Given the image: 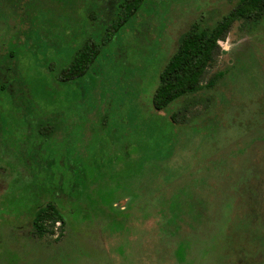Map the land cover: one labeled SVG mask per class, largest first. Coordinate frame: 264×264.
Here are the masks:
<instances>
[{
  "label": "rangeland",
  "instance_id": "374dc122",
  "mask_svg": "<svg viewBox=\"0 0 264 264\" xmlns=\"http://www.w3.org/2000/svg\"><path fill=\"white\" fill-rule=\"evenodd\" d=\"M51 2L0 21V264H264V19L232 25L202 89L169 107L175 123L153 105L162 69L192 24L213 26L238 0H145L69 81L118 4ZM49 202L67 226L50 219L37 237ZM102 202L120 215L151 204L152 216L117 233ZM189 241L185 262L168 258Z\"/></svg>",
  "mask_w": 264,
  "mask_h": 264
},
{
  "label": "trees",
  "instance_id": "16d2710c",
  "mask_svg": "<svg viewBox=\"0 0 264 264\" xmlns=\"http://www.w3.org/2000/svg\"><path fill=\"white\" fill-rule=\"evenodd\" d=\"M51 1V7H57L54 0ZM144 1L145 0H114V3L118 4V11L101 36L100 42H95L91 38L84 42L82 47L76 51L73 60L69 64L64 80L69 81L84 76L92 63H94L96 58L100 55L101 47L107 45L112 40L113 35L123 27L130 18L136 15ZM17 2L22 5V8H24V6L25 8L28 6L30 7L25 12H20L18 9L15 11L12 9L11 5H15ZM32 3L33 0H0V13L4 11V14H9L7 17H2L1 14L0 21L7 22L9 18H13L15 21L18 19L20 21L22 18H26V16L30 15L29 10L31 9ZM263 19L264 0H238L228 13L224 14L213 26H201L199 22L192 24L189 29L181 35L175 52L170 55L166 65L162 69L159 83L153 91V105L155 109L159 112H167L166 114H168L170 119L176 123L177 117L174 112H170L169 107L174 105L179 99L195 94L202 89L201 85L207 73V69L220 51L219 42L226 40L232 25L238 20L259 23ZM220 76L221 74L214 76L206 83L205 87H214L216 80H218ZM211 122L207 127H211ZM213 123L218 124L216 122ZM219 127L223 128L222 125H219ZM155 196L156 198H158V196L161 198L159 193H156ZM158 202L159 201H157V204ZM106 203L102 202V205L97 207L99 209L98 216H103L105 214L106 218L109 219L105 222H110V224L114 225L117 229H115L117 233H124L123 230L127 226L136 228L133 224L134 221L140 222V220L151 219L152 216V214H147V211L153 210L151 204L148 206L149 209L146 208L137 213L131 212V214L120 215L110 208L108 202ZM155 211L157 215H162L159 205L155 207ZM100 218L102 217H99V219ZM50 219L55 223L56 221H62L63 224L66 223L65 217L61 215L52 204H48L45 207L39 208L34 215L33 233L35 236L42 237L47 233L48 230L45 223ZM131 219L134 220L130 221ZM85 220L88 221V219ZM180 220H183V216L180 217ZM193 231L196 233V230L193 229ZM172 233L175 232L172 231ZM123 239L124 238H122V242ZM124 244L125 241L122 245ZM183 244V240L178 242V246L176 247L178 251L181 250ZM186 246V253L184 252L180 255L176 254V256L170 255L168 258H172V260L177 263L178 261L185 262L186 254L190 249V241ZM207 249L208 247H205V250L201 249L198 253V258L201 257L203 260L207 258L205 255L213 253V251L209 252L210 250ZM203 250L204 252H202ZM129 258L131 261H134L132 257H125L124 262H129ZM188 261L190 264H200L198 263L199 259L196 261L194 260L195 262Z\"/></svg>",
  "mask_w": 264,
  "mask_h": 264
},
{
  "label": "flooded vegetation",
  "instance_id": "af4514ba",
  "mask_svg": "<svg viewBox=\"0 0 264 264\" xmlns=\"http://www.w3.org/2000/svg\"><path fill=\"white\" fill-rule=\"evenodd\" d=\"M0 66H2V62H0ZM0 168H1V166H0ZM48 204H52V205H53V203H50V202H49ZM48 204H47V205H48ZM53 206H54V205H53ZM54 207H55V206H54ZM55 208L57 209V207H55ZM57 211H58V210H57ZM123 211H126V209H124ZM58 212H59V211H58ZM59 213H60V212H59ZM63 216H64V215H63ZM76 217H78V216H76ZM65 222H66V223L63 224L62 221H56V224H57L58 226H59V225H60V226L62 225L63 227H65V226H67L66 224L68 223L67 220H66V218H65ZM79 223H80V222H79ZM45 225H46V223H45ZM46 226H47V225H46ZM60 226H59V227H60ZM33 230H34V229H33ZM32 233H33V231H32ZM33 234H34V233H33ZM16 254H18V253H16ZM29 264H33V263H30V262H29Z\"/></svg>",
  "mask_w": 264,
  "mask_h": 264
}]
</instances>
